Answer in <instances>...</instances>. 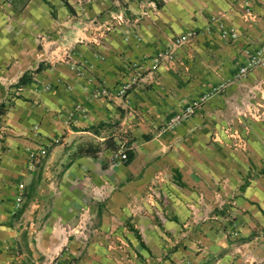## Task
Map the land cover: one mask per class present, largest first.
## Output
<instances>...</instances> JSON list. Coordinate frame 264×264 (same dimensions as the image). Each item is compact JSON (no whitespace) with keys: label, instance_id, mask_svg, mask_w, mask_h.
Returning a JSON list of instances; mask_svg holds the SVG:
<instances>
[{"label":"crops","instance_id":"crops-1","mask_svg":"<svg viewBox=\"0 0 264 264\" xmlns=\"http://www.w3.org/2000/svg\"><path fill=\"white\" fill-rule=\"evenodd\" d=\"M110 4L17 0L13 7L30 40L26 51L10 52L12 73L72 86L59 89V101L85 111L57 117L44 106H18L0 119V264H264V123L252 125L246 147L232 145L222 128L236 99L231 86L187 122L164 128L191 101L233 79L243 53L221 40L219 27L264 39V0L133 4L138 40L119 46L112 34L106 46L79 47L77 60L93 67L88 88L54 63L61 47L46 42L40 51L35 42L74 33L76 21L104 14ZM79 29L83 38L103 40L99 29ZM191 32L200 34L199 45L181 47L177 64H157L174 37ZM4 52L0 47V67ZM43 63L55 66L35 74ZM133 64L144 75L130 94L137 117L122 98L95 95L96 85L115 88L134 75ZM123 146L135 153L129 165L113 160ZM43 148L47 155L37 157Z\"/></svg>","mask_w":264,"mask_h":264},{"label":"rangeland","instance_id":"rangeland-1","mask_svg":"<svg viewBox=\"0 0 264 264\" xmlns=\"http://www.w3.org/2000/svg\"><path fill=\"white\" fill-rule=\"evenodd\" d=\"M109 1L111 2L110 8L104 14L85 21L84 23H78V21H76L75 27L77 29L73 30L74 33H62L59 38L43 35L39 36L35 42L39 45L40 51L44 50L46 42L51 43L57 48L61 47L62 54L60 59L56 62H54L55 60L52 61L57 65L59 63L65 65L72 73L75 74L78 79H86L90 83L88 88H90L91 84H93L95 80L94 77H92L91 72L93 67L87 60L83 62L77 60L79 57L78 53L80 51L79 47L87 46L93 49L96 44L106 46L107 43H105V39H108V37L112 34L116 35V44L119 46L129 44L127 40L128 38L130 39L131 36L138 40V15H134V12L128 11L131 5L139 4L143 0ZM16 2L17 0H0V17L2 20L0 22V47H2L3 50L8 51L6 53L4 52V57H7V60H4L2 67H0V119L8 117V113L14 109H17L18 106H22L26 112H30V109L35 110L44 106L52 113H55L57 117L63 115L64 112H69L70 117L79 112H84V107L79 103L72 102V106L68 108L59 101L57 97L59 89L63 88L66 91H70L72 90V86L70 85H38L34 84V80H32L30 85L24 87H20L18 85L20 80L18 77L24 76L27 72L23 73L24 70L21 69L18 73L13 74L10 69V66L12 65L8 64L10 61L8 58L11 56V51L15 53L13 55L26 51L27 48L25 47L29 42L30 37H27L25 33L27 30L26 19L20 16H14L15 11L13 10V7ZM20 12L23 14L22 10ZM81 24L83 27L89 28L91 26L101 30L100 33L102 34L103 40L99 43H96L87 39L86 37L83 38L79 34V26H82ZM223 28H226L231 34L235 33L237 35V39L233 40L232 38H226ZM219 30L221 40L227 45H240L241 53H243L244 59L242 63L236 65L233 79L214 86L210 91L203 93L198 99L208 96L209 100L213 96L226 94L228 88L231 86L236 87V99L232 98L229 101V113L231 116L225 118V125L222 128L224 134L229 137L233 146L237 148H244L248 142V135L252 125L256 122L264 123V39L256 40L250 37H241L239 31L233 25L222 24L221 27H219ZM124 36L127 38H124ZM198 36H200L198 32H191L179 37H174L172 39V43L169 44L167 48L163 49L162 53L156 57L157 64H177L179 62V59L176 57L177 51L183 46L191 47L193 44L196 46L197 41L199 45L200 41L198 40ZM6 63L8 64V67L5 66ZM54 63H43L38 67V69L40 67L42 69L53 68L55 66ZM133 66L132 67L134 68L133 71L135 74L132 76L130 75L125 82L115 88H106L104 86L102 87L96 85L95 95L101 94L107 98H122L130 107L129 114L132 117H137L139 111L136 108L131 107L130 94L140 86V81L142 78H144V75L141 69H137L134 64ZM242 69L247 70L245 75L240 74ZM31 72L34 71L32 70ZM21 73L23 74L21 75ZM29 77H33V75ZM193 101H191L188 105H190ZM49 103L51 106H58L49 108V106H47ZM206 103L203 105V107L206 105ZM59 106L61 107L59 108ZM187 106L177 112L169 119V121L178 114L182 113ZM199 111L186 120L182 121L180 125L190 120ZM67 124L71 127V120H68ZM3 126L6 127L5 125ZM177 127L170 128L167 123L164 128L175 129ZM33 130L35 133H40V126L37 124L34 125ZM57 141L59 143L60 140L58 139ZM126 143L128 145L129 139H127ZM125 149L128 150L127 147H125ZM113 160L121 162L119 158Z\"/></svg>","mask_w":264,"mask_h":264},{"label":"built area","instance_id":"built-area-1","mask_svg":"<svg viewBox=\"0 0 264 264\" xmlns=\"http://www.w3.org/2000/svg\"><path fill=\"white\" fill-rule=\"evenodd\" d=\"M223 32L226 38H232L233 40L237 39V35L235 33H229L226 28H223ZM181 42V41H180ZM246 69H242L240 74L245 75L246 74ZM208 100V96H204L201 99H197L193 101L190 105L186 107V109L172 118L169 122L168 125L170 128L177 127L182 123V121L186 120L187 118L191 117L193 114H195L197 111L201 110L203 105L206 103ZM127 149H125V146L122 147V150L114 156V159L119 158V160L124 163L127 160ZM47 149L43 148L41 149L39 155L37 157H45L47 155ZM22 199H19V202H21Z\"/></svg>","mask_w":264,"mask_h":264},{"label":"trees","instance_id":"trees-1","mask_svg":"<svg viewBox=\"0 0 264 264\" xmlns=\"http://www.w3.org/2000/svg\"><path fill=\"white\" fill-rule=\"evenodd\" d=\"M43 69L40 67L36 72V73H39L41 72ZM31 75L29 74H25L19 81L18 85L20 87H24V86H27V85H30L32 83V77H29ZM130 147V146H129ZM135 158V153L131 150V149H128L127 150V160L123 163L125 165H129L132 163V161L134 160Z\"/></svg>","mask_w":264,"mask_h":264}]
</instances>
